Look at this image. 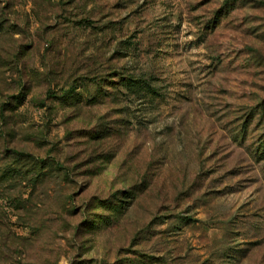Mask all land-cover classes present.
<instances>
[{
  "label": "rangeland",
  "instance_id": "obj_1",
  "mask_svg": "<svg viewBox=\"0 0 264 264\" xmlns=\"http://www.w3.org/2000/svg\"><path fill=\"white\" fill-rule=\"evenodd\" d=\"M13 151L0 264H264V0H0Z\"/></svg>",
  "mask_w": 264,
  "mask_h": 264
},
{
  "label": "trees",
  "instance_id": "obj_2",
  "mask_svg": "<svg viewBox=\"0 0 264 264\" xmlns=\"http://www.w3.org/2000/svg\"><path fill=\"white\" fill-rule=\"evenodd\" d=\"M111 76L108 78L109 85L119 84V86L123 87L125 90H128L130 92H134L137 94H143V95H154L156 94V91L153 89V87L150 85V83L146 82L144 79H135L134 77L125 76L123 77L120 72H113V74H110ZM114 77L117 78V81L111 80ZM75 88L71 87L70 90L67 91L69 94H73L72 96L75 97L78 102H81L82 100H87L88 94L87 90L81 87V89L75 93ZM23 98H19L18 102H20ZM23 154L20 152H11L10 157L12 158V163L8 168H5L1 170L0 172V181L2 180H10L11 178L15 177L16 175L20 176L21 172L18 167V163H20L23 160ZM44 173V172H41ZM127 205L120 206L123 210H125ZM105 223L104 221L98 222V225H101Z\"/></svg>",
  "mask_w": 264,
  "mask_h": 264
}]
</instances>
